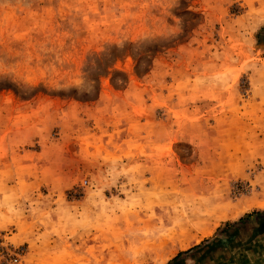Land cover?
Segmentation results:
<instances>
[{
	"label": "rangeland",
	"instance_id": "1",
	"mask_svg": "<svg viewBox=\"0 0 264 264\" xmlns=\"http://www.w3.org/2000/svg\"><path fill=\"white\" fill-rule=\"evenodd\" d=\"M262 25L264 0H0V264H264Z\"/></svg>",
	"mask_w": 264,
	"mask_h": 264
},
{
	"label": "trees",
	"instance_id": "2",
	"mask_svg": "<svg viewBox=\"0 0 264 264\" xmlns=\"http://www.w3.org/2000/svg\"><path fill=\"white\" fill-rule=\"evenodd\" d=\"M264 38V25H262L258 31L256 32V35H255V38L256 40L259 42L260 38ZM251 213H254L258 216V219H257V223H256V227L254 229V233L255 234H258V233H261L264 231V209L263 210H257V211H252ZM244 217H247V215H245ZM237 222H241V219H238ZM237 223V224H238ZM233 223H226L224 226L227 228L228 226H232ZM233 228L231 229V231L229 232V235L231 234H234L238 231V227L237 225L235 226H232ZM201 245L200 243L197 244V245H194L192 247H190L189 249L183 251V252H180V253H177L175 256H173L170 260H168L165 264H182V261H180L179 258V255L181 253H187V252H190L192 250H195L197 248H199Z\"/></svg>",
	"mask_w": 264,
	"mask_h": 264
},
{
	"label": "built area",
	"instance_id": "3",
	"mask_svg": "<svg viewBox=\"0 0 264 264\" xmlns=\"http://www.w3.org/2000/svg\"><path fill=\"white\" fill-rule=\"evenodd\" d=\"M10 261L13 263V264H18L19 263V258L15 255L13 256Z\"/></svg>",
	"mask_w": 264,
	"mask_h": 264
}]
</instances>
